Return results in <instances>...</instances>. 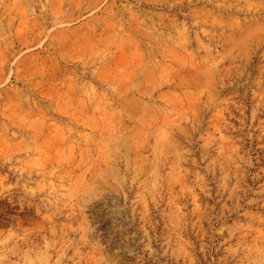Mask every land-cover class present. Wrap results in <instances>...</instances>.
I'll list each match as a JSON object with an SVG mask.
<instances>
[{
	"label": "rangeland",
	"instance_id": "1",
	"mask_svg": "<svg viewBox=\"0 0 264 264\" xmlns=\"http://www.w3.org/2000/svg\"><path fill=\"white\" fill-rule=\"evenodd\" d=\"M0 264H264V0H0Z\"/></svg>",
	"mask_w": 264,
	"mask_h": 264
}]
</instances>
